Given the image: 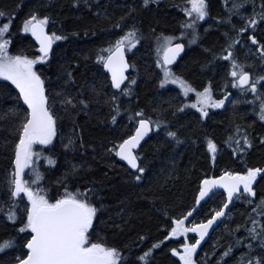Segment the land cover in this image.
I'll return each instance as SVG.
<instances>
[{"label":"trees","instance_id":"1","mask_svg":"<svg viewBox=\"0 0 264 264\" xmlns=\"http://www.w3.org/2000/svg\"><path fill=\"white\" fill-rule=\"evenodd\" d=\"M208 3L212 19L198 24L199 39L190 45L185 40L188 36L180 37L182 22L188 19L183 11L187 0H149L147 6L143 0H0V12L5 13L0 17V25L11 20L8 35L12 41L9 51L13 55H39L29 33L22 31L23 21L33 13L48 15L52 21L47 26L48 32L66 37L54 41L47 61L35 65L45 80L50 100L55 102L58 117V135L52 144H38L34 148L42 153L39 170L44 179L40 187L46 189L50 197L59 196L65 188L68 191L95 189L89 196L98 209L93 239L124 250L129 264H144L138 257L158 241L163 243L153 249L148 264H180L179 257L171 249L182 251L181 244L194 243L197 238L192 232L187 236H168L174 226L172 221L195 208L197 210L185 220L191 227L193 223L210 218L225 202L224 195L214 189L210 198L196 204L200 182L205 176H219L226 169L264 168V141L261 140L264 121L258 116V102L251 105L255 94L233 87L229 77L230 62L213 59L214 53L223 55L224 33L231 27L217 19L227 16L224 0H208ZM254 4L255 10L260 11L261 0H254ZM129 9L135 11L128 15ZM242 11L251 14L253 0H249ZM121 17H124L123 31L113 27ZM232 23L242 26L244 22L233 15ZM132 25L140 29L142 39L135 48L128 50L133 65L129 80L136 79V84L131 86V95H128L113 90L109 76L96 56L99 49L107 48ZM161 34L177 37L175 41H182L187 46L183 58L172 67L173 72L197 90L202 91L211 82L216 99L231 94L225 100L229 102L225 107L209 108L208 116L204 117L197 108L191 107L196 101L195 93L185 97L179 85L171 82L160 86L163 69L156 62V49L157 37ZM231 34L235 36V32ZM251 35L264 43V23H258L255 30L242 35L236 49L239 62L245 64L246 70L255 77L264 75V62L252 46ZM67 72H71V79ZM261 84L264 81L257 85L258 89ZM124 87H128V83ZM17 93L18 89L11 81L0 77V115L8 113L16 104ZM66 95L73 98L74 104L61 105L60 101ZM112 96L117 99L112 101ZM81 100L87 104H80ZM233 100L237 102L233 103ZM184 104L189 106L178 111ZM114 105H119L118 115ZM140 110L153 120H167L172 125L171 130L178 132L181 143L177 144L166 137L165 131L154 128L150 139L138 151L145 172L134 173L109 149L132 135L138 119L130 117ZM114 115L115 123L112 121ZM18 123L11 113L0 119V200L3 201H8V180L14 167ZM237 125L253 141L243 157L234 154L225 143L228 136L235 133ZM69 137L76 143L66 149L64 144L68 143ZM206 138H212L218 145L215 162L206 147ZM48 156L55 160L54 164L47 162ZM27 173V180H31ZM137 175L140 180L135 179ZM257 179L254 185L257 196L253 199L258 202L264 197V179ZM23 203L21 201L22 206ZM255 206V203L249 204L246 197L236 199L220 228L208 242L198 246L194 257L197 264L221 261L225 248L236 237L247 235L243 225L246 220L250 221L249 213ZM20 216L23 218V211ZM253 217L264 220L255 214ZM238 225L240 230L234 233ZM19 227L18 222L8 221L0 213V242L12 237L16 239L12 248L0 252V264H16V257L23 254L21 245L25 237L18 233ZM247 227H251L250 222ZM165 236H168L167 240ZM141 237L145 239L141 241ZM258 243L253 241L254 245ZM244 252H251L252 257L264 255L259 248L249 249L244 241L236 245L230 258H225L227 264H235L236 258Z\"/></svg>","mask_w":264,"mask_h":264},{"label":"snow or ice","instance_id":"2","mask_svg":"<svg viewBox=\"0 0 264 264\" xmlns=\"http://www.w3.org/2000/svg\"><path fill=\"white\" fill-rule=\"evenodd\" d=\"M248 2L249 0H224L227 16L217 19L227 22L231 27L224 33L226 44L221 49L223 55L214 53L213 59L230 62L229 77L232 86L239 88L242 92L255 94L252 103L255 105L258 102V116L261 121H264V91L261 90L264 89V84H261L259 89L257 87L261 81H264V75L253 77L246 70V65L239 62L236 53L237 46L241 43V36L247 35L250 30H255L258 23H264V0H261L258 12L255 10L253 0L252 13L245 14L242 9ZM143 4L147 6L149 0H143ZM187 5L190 7L185 6L183 11L188 19L182 22L180 37L188 36L190 31L191 36L188 43L192 44L196 43L200 36L197 31L198 22L205 20L210 15L209 3L208 0H187ZM133 11L135 9H129L128 15H131ZM4 15L5 13L0 12V17ZM233 15L239 16L243 20L242 26L232 23ZM50 22L52 21L48 15L39 16L35 13L23 21L22 31L31 33L39 43L41 55L37 57L10 53L9 45L12 41L8 34L11 20L0 25V77L11 81L18 89L16 104L8 110V113H11L19 121L16 129L14 167L9 173L8 201L0 200V213H3L8 221L18 222L20 224L18 233L24 234L25 237L21 245L24 252L16 257V264H129L124 250L93 239L94 220L97 218L98 209L89 196L90 193L95 192V189L68 191L65 188L59 196L50 197L48 191L40 187V182L44 179L43 173L39 170V158L42 153L34 151V146L52 144L58 135V117L55 112V102L50 100L46 92L45 80L36 70L35 65L38 61L48 59L54 41L66 39L55 32L47 31ZM123 22L124 17H121V20L113 27L121 28L123 31ZM232 32H235V36L231 34ZM141 39L140 29L132 25L114 42H110L107 48L98 50L96 59L111 74L112 86L121 90L122 94L131 95V86L136 84V79L129 80L125 74L130 67H133L129 64L125 53L135 48ZM176 39L177 37L164 36L163 34L157 37L156 62L163 69V78L159 81L160 86L164 87L171 82L179 85L185 97L189 93H195L196 101L191 104V107L197 108L204 117H207L209 108H221L230 94L216 99L211 82L202 91L197 90L182 76L173 72L170 66L185 49L184 43H174ZM250 40L252 46L256 47L261 62H264V43H260L255 35H251ZM66 74L69 79L72 78L71 72ZM126 80L128 87L122 88ZM245 86L248 87L245 88ZM116 99V96L111 97L112 101ZM236 102L233 100V103ZM60 103L62 106L71 105L74 104V100L71 96L66 95ZM79 103L87 104V101L81 100ZM188 106L187 104L181 105L177 110L183 111ZM114 107L118 115L119 105H114ZM8 113L0 115V119H4ZM130 119H138L135 132L121 142L113 144L109 151L127 161L131 169L137 170L138 173H144L145 168L141 166V156L137 149L145 136L153 130V127L165 131L166 137L175 140L177 144L181 143L178 132L171 130L172 125L167 120H153L151 117L145 116L143 110L137 112ZM112 121L116 122L115 115L112 117ZM261 140L264 141V137H261ZM75 143L76 141L69 137L64 148L72 147ZM225 143L232 148L234 154L243 157L246 155L247 149L252 147L253 141L249 134L237 125L235 133L230 134ZM206 147L215 162L218 152L217 143L212 138H206ZM47 162L54 164L55 160L48 156ZM26 169L29 170L27 174L32 177L31 180L24 179ZM258 177L264 179V168L246 167L245 170L240 171L226 169L219 176H205L200 182L196 204L199 205L206 197L210 198V194H214L213 190L217 188H223L227 198L210 218L202 220L200 223H193L191 227L185 226V220L197 210L195 208L187 215L172 221L174 226L171 227L168 236H187L189 232L199 234V238L195 239L194 243L181 244L179 248L182 251L177 248L171 249L172 253L179 257L180 264H197L194 259L197 248L209 234V229L213 228L219 218L229 214L226 210L235 199L245 197L249 204L255 203L256 205L249 213L250 221L246 220L243 225L247 235L236 237L234 242L230 243L221 254V261L223 264H227L225 258H230L236 245L244 241H247L249 249L256 247L264 253V220H257L253 217V214L264 217V197H261L258 202L253 199L257 196L254 185L258 182ZM135 179L140 180L141 177L137 175ZM21 201H24L23 206ZM21 211L24 213L23 218L20 216ZM249 222L251 227H247ZM240 227L238 225L233 232H238ZM168 236H165L164 239L167 240ZM140 239L143 241L145 238L141 237ZM253 241L259 243L254 245ZM162 243L163 241H158L153 244L138 257V261L148 264L153 249L158 248ZM15 244V237L3 240L0 242V252L12 248ZM221 261H218L217 264H221ZM235 264H264V255L252 257L251 252H244L236 258Z\"/></svg>","mask_w":264,"mask_h":264},{"label":"water","instance_id":"3","mask_svg":"<svg viewBox=\"0 0 264 264\" xmlns=\"http://www.w3.org/2000/svg\"><path fill=\"white\" fill-rule=\"evenodd\" d=\"M30 36H31L32 40L35 42V44L37 45L38 49H39V43L35 40V37H33V36L31 35V33H30ZM174 43H183V42H181V41H176V42H174ZM53 47H54V43H53V46H52V50H53ZM51 52H52V51H51ZM185 52H186V45H185V49H184V51H183V52L177 57V60L174 61V62H173V65H171V66H175V65H177V64L180 62V60L183 58ZM50 54H51V53H50ZM50 54H49V55H50ZM125 55H126V58L128 59V62H129V64H130V61H129V58H128V54H127V51H126ZM130 65H131V64H130ZM103 69H104V71L108 74L109 79H110V82H111V74H110V73L108 72V70L105 69L104 67H103ZM131 69H132V68L130 67V68L126 71V73H125L126 76H128V77L130 76ZM127 82H128V81L126 80L125 83L122 85V87H123ZM111 85H112V84H111ZM112 88H113V90H115V91H118V90H119V89H115L113 86H112ZM137 126H138V122H137L136 127H137ZM134 132H135V130H134ZM134 132H133V133H134ZM152 134H153V130H152L151 132H149L147 136H145L144 140L141 141V145H140V147L137 149V152L142 148V146L144 145V143L150 139V137L152 136ZM117 159H118L119 162L125 164V165H126L131 171H133V172H137V170H135V169H131V167L127 164V161L122 160V158H120V157H118V156H117ZM216 191H218V192H222V193L224 194V196H225V201H226V198H227L226 191H225L223 188H217ZM235 200H236V199H235ZM235 200H234V201H235ZM234 201L229 205V209L226 210V211H228V213H230V211L232 210V207H233V203H234ZM226 217H227V216L219 218V220L217 221V223L213 225V228L209 229V234L204 238V240L201 241V244L206 243V242L211 238V236H212V235L214 234V232L220 227V225L222 224V222L224 221V219H225ZM196 237L199 238V234H198V233H196Z\"/></svg>","mask_w":264,"mask_h":264},{"label":"rangeland","instance_id":"4","mask_svg":"<svg viewBox=\"0 0 264 264\" xmlns=\"http://www.w3.org/2000/svg\"><path fill=\"white\" fill-rule=\"evenodd\" d=\"M187 6L190 7V5H187ZM207 18H208V17L205 18L206 20H201V21H199L198 24H199V23H204L205 21L208 20ZM190 34H191V32L189 33L188 37L186 36V37H187V38H185L186 42H188V39L190 38ZM188 44H189V43H188ZM192 44H193V43H192ZM192 44H190V45H192ZM39 55H40V54H39ZM39 55H38V56H39ZM44 61H47V60H44ZM44 61H38L37 64L40 63V62H44ZM37 145H38V144H37ZM35 147H36V145L34 146V148H35ZM27 171H28V169L25 170V176H24V179H26V180H27V178H26V173H27ZM189 225H190L189 222H185V226H186V227H189Z\"/></svg>","mask_w":264,"mask_h":264},{"label":"flooded vegetation","instance_id":"5","mask_svg":"<svg viewBox=\"0 0 264 264\" xmlns=\"http://www.w3.org/2000/svg\"><path fill=\"white\" fill-rule=\"evenodd\" d=\"M209 12H210V7H209ZM210 13H211V12H210ZM207 19L210 20V19H212V18H211V16L209 15V17H208ZM205 20H206V19H205ZM208 20H207V21H208ZM207 21H205L204 23H206ZM228 103H229V102H226V101H225V104H224V106H222V107H225ZM251 105L254 106L253 103H251Z\"/></svg>","mask_w":264,"mask_h":264},{"label":"bare ground","instance_id":"6","mask_svg":"<svg viewBox=\"0 0 264 264\" xmlns=\"http://www.w3.org/2000/svg\"><path fill=\"white\" fill-rule=\"evenodd\" d=\"M117 157V156H116Z\"/></svg>","mask_w":264,"mask_h":264}]
</instances>
